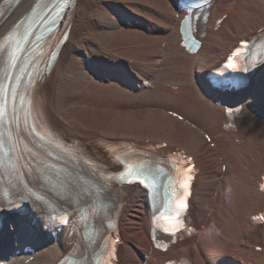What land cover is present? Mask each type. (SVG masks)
<instances>
[{"label":"bare ground","instance_id":"bare-ground-1","mask_svg":"<svg viewBox=\"0 0 264 264\" xmlns=\"http://www.w3.org/2000/svg\"><path fill=\"white\" fill-rule=\"evenodd\" d=\"M46 1L0 0V57L11 61L16 42L34 25L33 6ZM201 1L212 8L195 53L184 45L191 31L180 32L186 14L178 8L180 0H72L67 5L62 34L40 46L39 58L51 53L48 73L36 61L31 79L19 88L31 110L42 112L58 135L32 116L36 129L54 143L21 133L20 141L11 137L3 145L16 164L10 170L0 158V207L8 200L13 210L19 204L26 208L0 222V264H92L99 241L79 242L75 249L81 254L68 253L65 227L50 228L46 219L58 222L64 213L73 217L78 211L85 223L96 219L97 224L98 213L110 210L109 194L121 204L120 264L186 259L191 264H264V59L253 46L251 54H235L245 38L264 34V0ZM94 7L98 14L92 16L88 12ZM198 19H203L200 12ZM224 65L229 71L223 73L237 82L250 77L247 85L235 91V86L215 88L211 75L220 76L214 71ZM19 111L28 113L25 107ZM123 141L147 149L161 144L165 154L178 153L196 164L197 185L187 212L196 228L192 236L163 250L155 247L147 192L137 184L107 183L98 174L103 171L95 165L93 173L83 159L89 154L112 166V151ZM23 178L34 187L27 194L19 190ZM38 193L50 206L46 213L27 205L37 201ZM4 213L0 209V218Z\"/></svg>","mask_w":264,"mask_h":264},{"label":"snow or ice","instance_id":"snow-or-ice-1","mask_svg":"<svg viewBox=\"0 0 264 264\" xmlns=\"http://www.w3.org/2000/svg\"><path fill=\"white\" fill-rule=\"evenodd\" d=\"M3 116H4L3 111H0V120L3 119ZM33 135L36 136L41 141H46L47 144H49V145H52L54 143L53 140L48 139V134H46L45 132L37 130L34 125H33ZM38 147L40 149H44L45 145L42 143ZM55 147L60 151H64V148L59 144H55ZM117 162L124 166V170L121 172V179H127V177H129V176H135V181L130 180L128 182H138L141 185H143L145 188L155 186L154 184L146 183L145 179L141 178L142 176L145 175V173L141 171V168L143 167L142 165H141V168H137L135 166H130V165H127L125 163L124 159H119ZM37 171L39 172L40 170H37ZM189 179H190V177H189ZM37 199L43 200L44 197H42V196L37 197Z\"/></svg>","mask_w":264,"mask_h":264},{"label":"rangeland","instance_id":"rangeland-1","mask_svg":"<svg viewBox=\"0 0 264 264\" xmlns=\"http://www.w3.org/2000/svg\"><path fill=\"white\" fill-rule=\"evenodd\" d=\"M91 13V15L93 16L94 14H98V8H93V9H91V12L89 11L88 12V14H90ZM105 43V42H104ZM105 44H107V43H105ZM106 47V46H105ZM257 235H259L258 233H257ZM251 241H252V243L254 244V243H256V239H251Z\"/></svg>","mask_w":264,"mask_h":264}]
</instances>
